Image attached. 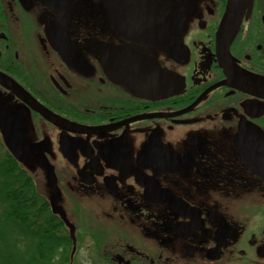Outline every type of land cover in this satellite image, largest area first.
<instances>
[{"label": "flooded vegetation", "instance_id": "obj_1", "mask_svg": "<svg viewBox=\"0 0 264 264\" xmlns=\"http://www.w3.org/2000/svg\"><path fill=\"white\" fill-rule=\"evenodd\" d=\"M56 1L0 0V97L26 117L20 144L47 140L60 204L105 216V264H264V0H250L229 54L217 37L227 0L187 2L191 43L121 36L109 0ZM105 43L130 74L101 62ZM145 72L159 93H145ZM30 162L54 193L38 150ZM75 226L78 243L98 241Z\"/></svg>", "mask_w": 264, "mask_h": 264}, {"label": "water", "instance_id": "obj_2", "mask_svg": "<svg viewBox=\"0 0 264 264\" xmlns=\"http://www.w3.org/2000/svg\"><path fill=\"white\" fill-rule=\"evenodd\" d=\"M49 5L50 0H41ZM49 1V2H48ZM111 2L115 25L118 33L121 36L129 38L134 41L141 43H149L161 39L160 33L169 34L171 31H175L180 27V15L189 0H109ZM53 3H63V0H58ZM250 4V0H227L224 15L221 19V23L217 30L218 47L223 50H227L229 54V45L233 38L236 36L243 16ZM139 15L138 19L139 27L134 29L131 25L133 24V15ZM130 26V27H129ZM133 31L139 32L138 35L134 34ZM97 45V44H96ZM177 43H174L168 47V49L176 48ZM117 45L111 46V44H100L95 48L96 54H98L101 62L105 65L112 64L113 69L116 71H127L130 74L129 66L131 63L126 62L124 59L123 50L117 49ZM61 54L63 50L58 46L57 48ZM169 51V50H168ZM67 57V56H65ZM111 58V63L108 62ZM81 59V58H80ZM77 59L76 63L83 62L84 60ZM146 59L147 56H146ZM160 74L168 75L167 72H159ZM173 77V83H177ZM145 93L154 91L159 93L162 89L158 88L160 77L156 76L154 79L150 78L145 72L144 75ZM30 104L35 108L39 109L41 113L52 121H61L62 118L57 114L53 113L49 109L45 108L36 99L30 97ZM6 100L0 97V129L3 134L4 142L7 148L20 162H23L29 168L33 169L34 165L30 162L32 152L38 150V155L41 156V163L43 167L49 172L50 183L54 188V193L50 195L51 206L53 211L59 214L66 222H68L65 210L60 204L61 195L55 184V174L53 167L47 161L45 157V151L48 149L47 140H41L39 142L30 143L28 137H25L23 145L19 143L21 137L26 134L27 131V120L26 117L15 111L13 105L7 106ZM200 100V99H199ZM33 101V102H32ZM65 119L62 120V122ZM27 145V146H26ZM26 146V148H23ZM71 226V225H70ZM72 234L74 231L71 226Z\"/></svg>", "mask_w": 264, "mask_h": 264}, {"label": "trees", "instance_id": "obj_3", "mask_svg": "<svg viewBox=\"0 0 264 264\" xmlns=\"http://www.w3.org/2000/svg\"><path fill=\"white\" fill-rule=\"evenodd\" d=\"M75 234L53 211L44 179L0 138V264H75Z\"/></svg>", "mask_w": 264, "mask_h": 264}, {"label": "rangeland", "instance_id": "obj_4", "mask_svg": "<svg viewBox=\"0 0 264 264\" xmlns=\"http://www.w3.org/2000/svg\"><path fill=\"white\" fill-rule=\"evenodd\" d=\"M185 22V21H184ZM184 28V25H183ZM183 28L181 30V27L175 30V34L180 37V39H183L187 41L188 43H191L190 37L183 32ZM165 43H162L164 45ZM164 47L159 48V51H157L163 59L164 62H168L166 59L164 50ZM23 165H26L25 163L22 162ZM38 178L40 180H43L41 173H38ZM42 188V184H41ZM43 189V188H42ZM83 204H79V202L73 201L67 203V207L65 208V213L68 218V220L72 224H82L83 227L86 226H92L95 227L93 229L94 232L98 234L97 240L94 241L93 244H87L86 242L89 240L88 236H85L84 239H79V243H77V249L74 251V263L75 264H105V260L102 258V254L99 253V251L102 249L104 250L106 246H104L107 243V237H106V218L105 216L102 217H95L94 215L91 214L90 211H83ZM90 208V207H88ZM88 223V225L86 224ZM80 232V231H79ZM91 258L94 260H91Z\"/></svg>", "mask_w": 264, "mask_h": 264}]
</instances>
